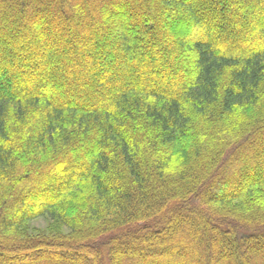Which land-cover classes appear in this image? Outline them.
Instances as JSON below:
<instances>
[{
    "label": "trees",
    "instance_id": "obj_1",
    "mask_svg": "<svg viewBox=\"0 0 264 264\" xmlns=\"http://www.w3.org/2000/svg\"><path fill=\"white\" fill-rule=\"evenodd\" d=\"M0 264H264V0H0Z\"/></svg>",
    "mask_w": 264,
    "mask_h": 264
},
{
    "label": "rangeland",
    "instance_id": "obj_2",
    "mask_svg": "<svg viewBox=\"0 0 264 264\" xmlns=\"http://www.w3.org/2000/svg\"><path fill=\"white\" fill-rule=\"evenodd\" d=\"M51 226H52V223L48 217H40L30 222L28 233L34 236H38V235H46V236L49 235L50 236L49 231H52ZM62 234L68 235L69 232L67 229H64L62 231Z\"/></svg>",
    "mask_w": 264,
    "mask_h": 264
}]
</instances>
